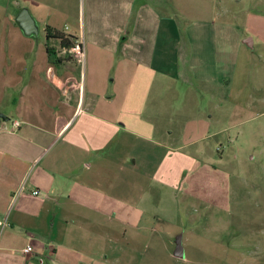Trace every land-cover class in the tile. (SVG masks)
Here are the masks:
<instances>
[{"label":"crops","instance_id":"crops-1","mask_svg":"<svg viewBox=\"0 0 264 264\" xmlns=\"http://www.w3.org/2000/svg\"><path fill=\"white\" fill-rule=\"evenodd\" d=\"M179 1L0 0V264H148L154 240L196 219V191L178 187L175 167L195 162L182 150H203L206 136L187 138V120L172 142L164 87L182 69L223 86L238 49L256 44L215 21L213 3L236 17L259 0H203L185 25ZM24 8L36 33L17 22ZM47 26L76 35L83 56L56 43L62 62L51 61Z\"/></svg>","mask_w":264,"mask_h":264},{"label":"rangeland","instance_id":"rangeland-1","mask_svg":"<svg viewBox=\"0 0 264 264\" xmlns=\"http://www.w3.org/2000/svg\"><path fill=\"white\" fill-rule=\"evenodd\" d=\"M190 1L178 3L183 25L206 4ZM213 4L218 11L215 21L232 24L256 45L238 49L235 66L228 65L223 72V86L188 79L182 69L172 89L164 87L170 94L162 103L163 117L165 124L173 119L168 128L172 142L186 138L187 120L197 123L187 138H206L199 144L203 150L195 152L194 146L182 150L197 158L195 162L186 160L175 167L180 166L178 187L196 191L191 208L196 219L174 226L172 242L154 240L156 249L149 251L148 264H264V2H246L236 17L235 9L233 16H223L224 8ZM249 13L260 16L247 19ZM84 65L82 59V70ZM207 203L213 204L201 220ZM179 237L186 250L182 258L169 251Z\"/></svg>","mask_w":264,"mask_h":264},{"label":"trees","instance_id":"trees-1","mask_svg":"<svg viewBox=\"0 0 264 264\" xmlns=\"http://www.w3.org/2000/svg\"><path fill=\"white\" fill-rule=\"evenodd\" d=\"M46 37H47V51L49 58L54 63H61L62 58L58 57L56 48L51 46L55 41L60 49H64L66 53L71 54V51H76L77 49H82V43L76 35L65 33L63 31L57 30L51 26L46 27ZM51 44V45H50Z\"/></svg>","mask_w":264,"mask_h":264},{"label":"water","instance_id":"water-1","mask_svg":"<svg viewBox=\"0 0 264 264\" xmlns=\"http://www.w3.org/2000/svg\"><path fill=\"white\" fill-rule=\"evenodd\" d=\"M17 22L23 27L25 32L27 34H31L32 32H37V27L35 24L34 19L29 14L28 10L26 8L22 9L20 14L18 15ZM248 44V41H245ZM1 117H4V115H1ZM175 255L178 257H183L184 252L181 244V237L178 238L176 241V249H175Z\"/></svg>","mask_w":264,"mask_h":264},{"label":"built area","instance_id":"built-area-1","mask_svg":"<svg viewBox=\"0 0 264 264\" xmlns=\"http://www.w3.org/2000/svg\"><path fill=\"white\" fill-rule=\"evenodd\" d=\"M62 50H64V49H62ZM77 53H79L80 56H81L82 53H83V50H82V49H78V50H77ZM82 56H83V55H82ZM15 125H16V126H19V123H18L17 121H15ZM34 193H35V194H38L39 191H38V190H35ZM30 251H31V247H30V246H27V247L25 248V252H30Z\"/></svg>","mask_w":264,"mask_h":264}]
</instances>
